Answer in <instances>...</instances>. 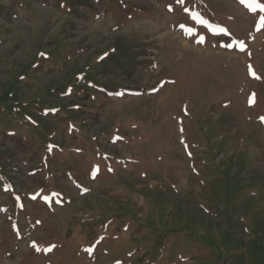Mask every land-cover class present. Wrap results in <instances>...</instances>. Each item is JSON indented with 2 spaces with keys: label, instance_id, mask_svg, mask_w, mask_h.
I'll use <instances>...</instances> for the list:
<instances>
[{
  "label": "rangeland",
  "instance_id": "1",
  "mask_svg": "<svg viewBox=\"0 0 264 264\" xmlns=\"http://www.w3.org/2000/svg\"><path fill=\"white\" fill-rule=\"evenodd\" d=\"M250 2L0 0V264H264Z\"/></svg>",
  "mask_w": 264,
  "mask_h": 264
},
{
  "label": "snow or ice",
  "instance_id": "2",
  "mask_svg": "<svg viewBox=\"0 0 264 264\" xmlns=\"http://www.w3.org/2000/svg\"><path fill=\"white\" fill-rule=\"evenodd\" d=\"M177 3H184V0H177ZM248 7L255 11L257 8H259L261 11H264V5L258 3V0H251V2L248 4ZM169 10L171 11L172 8L171 6L169 7ZM185 11H187V9H185ZM260 27L261 28H264V18H261V21H260ZM259 30V29H258ZM228 47H232L231 44L227 45ZM239 47H240V50H244L245 48V45L244 43L241 41L239 42ZM253 76H255V73L253 72L252 73ZM258 78V77H257ZM262 122H264V117L261 118ZM35 247V244L33 245Z\"/></svg>",
  "mask_w": 264,
  "mask_h": 264
}]
</instances>
